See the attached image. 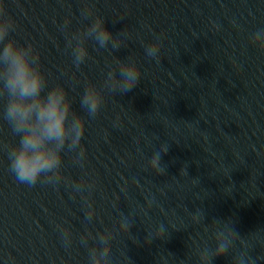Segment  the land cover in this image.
<instances>
[{"label":"clouds","instance_id":"clouds-1","mask_svg":"<svg viewBox=\"0 0 264 264\" xmlns=\"http://www.w3.org/2000/svg\"><path fill=\"white\" fill-rule=\"evenodd\" d=\"M91 15L90 7L81 10L84 19ZM69 24L70 20L65 19L61 29ZM16 27V21L7 12L4 0H0V103H3V109L0 111V132H3L6 125L9 134L19 138L18 143L11 144L0 137V153L6 154L8 171L20 184L30 188L37 184L56 187L64 180L75 193L81 195L89 209L86 218L91 221L95 209L88 196L92 193L94 183L84 178L79 182L69 181L62 172L63 155L68 153H73V161L81 168L84 167L86 149L82 139L86 120L73 109V100L62 85L48 88V78L41 64L40 52L33 44H21L11 35L16 31ZM87 40L94 41L100 48H108L111 45L113 50H118L122 44L119 37H114L106 28L105 20L96 16L83 30H77L66 37L67 47L72 50V62L77 68L89 55ZM250 43L264 52V28L252 33ZM160 48L161 40L156 37L153 43L145 46V55L159 62ZM141 75V69L135 59H117L116 67L106 74L104 87L113 92L119 89L120 93H127L138 84ZM103 103L101 89L89 83L80 98V107L88 116L95 117ZM168 150L169 144L165 140L160 150L149 160L151 168L158 175L165 173L161 157ZM86 190L87 195H84ZM121 191L126 192V188H121ZM148 202L151 204L153 201ZM192 219L195 224H203L205 232L211 230L214 239V247L197 249L195 255L198 264H213L214 259L230 252L234 254L232 264H256V258L251 255L254 245L248 237L255 239L257 232L242 237L231 219H214L210 224H206L203 209H198ZM131 224L122 217L120 230L129 233ZM56 227L65 248L70 247V229L60 224ZM166 235L164 225H160L151 239H161ZM89 238L95 240L94 246L89 247ZM113 239L114 231L107 228L95 236L88 231L86 236L80 237V243L88 249L89 264H112Z\"/></svg>","mask_w":264,"mask_h":264}]
</instances>
